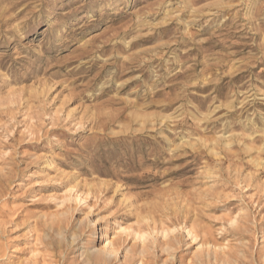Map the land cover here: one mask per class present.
<instances>
[{"label":"rangeland","instance_id":"obj_1","mask_svg":"<svg viewBox=\"0 0 264 264\" xmlns=\"http://www.w3.org/2000/svg\"><path fill=\"white\" fill-rule=\"evenodd\" d=\"M107 234L100 264H264V0H0V264Z\"/></svg>","mask_w":264,"mask_h":264},{"label":"bare ground","instance_id":"obj_2","mask_svg":"<svg viewBox=\"0 0 264 264\" xmlns=\"http://www.w3.org/2000/svg\"><path fill=\"white\" fill-rule=\"evenodd\" d=\"M49 169H52L55 166V162L53 160H50ZM114 238L113 234L106 235V237L103 238L101 241L99 247L97 248L98 252L100 254L97 255H91L87 259L88 264H100V263H106L112 256H115L118 247L114 244ZM117 245V244H116ZM83 255V254H82Z\"/></svg>","mask_w":264,"mask_h":264}]
</instances>
